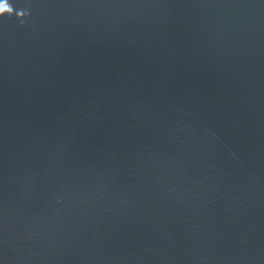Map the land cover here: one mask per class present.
Returning a JSON list of instances; mask_svg holds the SVG:
<instances>
[{
    "label": "water",
    "instance_id": "1",
    "mask_svg": "<svg viewBox=\"0 0 264 264\" xmlns=\"http://www.w3.org/2000/svg\"><path fill=\"white\" fill-rule=\"evenodd\" d=\"M0 8V264H264V0Z\"/></svg>",
    "mask_w": 264,
    "mask_h": 264
},
{
    "label": "clouds",
    "instance_id": "2",
    "mask_svg": "<svg viewBox=\"0 0 264 264\" xmlns=\"http://www.w3.org/2000/svg\"><path fill=\"white\" fill-rule=\"evenodd\" d=\"M3 11H4V9H3V8H0V14H2V13H3Z\"/></svg>",
    "mask_w": 264,
    "mask_h": 264
}]
</instances>
